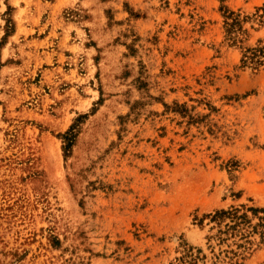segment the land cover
<instances>
[{
  "label": "rangeland",
  "instance_id": "374dc122",
  "mask_svg": "<svg viewBox=\"0 0 264 264\" xmlns=\"http://www.w3.org/2000/svg\"><path fill=\"white\" fill-rule=\"evenodd\" d=\"M261 50L264 0H0V264H229L242 206L264 264Z\"/></svg>",
  "mask_w": 264,
  "mask_h": 264
},
{
  "label": "trees",
  "instance_id": "16d2710c",
  "mask_svg": "<svg viewBox=\"0 0 264 264\" xmlns=\"http://www.w3.org/2000/svg\"><path fill=\"white\" fill-rule=\"evenodd\" d=\"M233 14L234 12H230L228 17H231ZM238 22L237 17H235L233 18V21L228 23L229 25L234 26ZM261 51L264 54V51ZM262 52H260V54H262ZM252 56L255 58V56L260 55L254 52L249 58ZM259 210V208L253 206H242L219 209L208 215L210 217V222H213L217 227V232L215 234L207 235L208 241L216 239L219 244L227 243L226 248L219 253V255L224 253L222 260L226 259L229 264H238L235 258L240 255V249L250 242V239L248 238L249 231H247L248 229L245 226L250 222L248 212L250 211L251 213L256 214ZM214 229L215 226L211 228V230ZM188 258L191 261L198 258V255L192 251L191 247L188 248Z\"/></svg>",
  "mask_w": 264,
  "mask_h": 264
}]
</instances>
